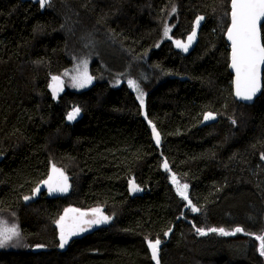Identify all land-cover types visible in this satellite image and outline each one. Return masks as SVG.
<instances>
[{"label": "trees", "instance_id": "1", "mask_svg": "<svg viewBox=\"0 0 264 264\" xmlns=\"http://www.w3.org/2000/svg\"><path fill=\"white\" fill-rule=\"evenodd\" d=\"M230 12L231 0H0V216L21 243L0 264H156L157 239L159 264H264V73L253 104L234 98ZM88 57L93 84L56 102L51 78ZM53 168L69 191H35ZM66 210L108 219L61 248Z\"/></svg>", "mask_w": 264, "mask_h": 264}, {"label": "snow or ice", "instance_id": "2", "mask_svg": "<svg viewBox=\"0 0 264 264\" xmlns=\"http://www.w3.org/2000/svg\"><path fill=\"white\" fill-rule=\"evenodd\" d=\"M43 7L47 0H39ZM203 17L197 18L196 24L199 25V21ZM264 21V0H231V26L227 30L228 39L232 44L231 53V67L236 73V95L237 97L244 100H251L253 95L260 88V70L261 66H264V43L261 42V22ZM165 36L168 35V29H165ZM196 33L193 31L192 35L188 37L191 41L195 37ZM177 47H183L187 51V45L181 44L180 41H176ZM54 84L53 95L55 96L57 86L62 82L59 77H53ZM78 81L80 87L85 86L87 82H90L91 77L87 76L85 72L81 77L74 78ZM130 86L137 87L135 82L129 81ZM143 93H140L141 104L143 105L142 99ZM80 109L75 108L68 114V119L73 120L79 114ZM214 118L209 113L205 119ZM153 132L156 136L157 143H159V134L156 133L153 127ZM165 169L168 168L167 162L164 164ZM53 172L57 173V178L53 181V177H49L45 183L48 185L49 192H65L68 189L67 177L60 172L58 169L53 168ZM173 183L177 184L178 194L185 200H188L186 194L187 184L179 185L173 176ZM130 189L132 191H139L134 181L129 182ZM35 191H39L36 189ZM25 199H29L25 197ZM189 204L191 202L189 201ZM68 211L78 210H66L65 216H62L56 223L60 229V247L63 248L68 242L71 236L77 235L79 232L86 230L83 225L100 223L106 221L107 217H101L96 220H84L85 213H80L79 217H74L71 223L66 222ZM192 211L195 212L197 209L192 207ZM98 213L99 210H96ZM201 235H205L203 229H198ZM209 231L219 232L222 235H234L235 233L242 232L243 229L240 227L235 228L234 232H226L223 228H211ZM19 236L18 228L13 225L11 228L0 227V247L6 246L13 238ZM256 239L260 241L261 255H264V235L257 236ZM161 241L159 239L155 242L149 241L148 247L151 249L152 259L159 264L158 260V249Z\"/></svg>", "mask_w": 264, "mask_h": 264}, {"label": "rangeland", "instance_id": "3", "mask_svg": "<svg viewBox=\"0 0 264 264\" xmlns=\"http://www.w3.org/2000/svg\"><path fill=\"white\" fill-rule=\"evenodd\" d=\"M168 36H170V30H168V35L167 36H165L166 38L168 37ZM91 52H95V53H98L99 52V46L98 45H92V48H91ZM107 50V49H106ZM106 50H104L103 52H102V56L104 57V58H106L107 59V56H106V54H105V51ZM98 51V52H97ZM102 56L101 57H99L98 59L99 60H101L100 61V63H101V66H102V68L103 69H105V70H107V71H109V70H112L111 69V67L106 63V61L104 60V58H102ZM94 60H97V59H91V58H87V59H81L77 64H75V66L72 68V69H70L64 76H62V77H59V80L62 82L61 84H59L58 86H57V90H56V94H55V96L53 95V87H51L53 84H54V82H53V77L51 78V81H50V91H51V94H52V97H53V99L57 102L58 100H59V98H60V96L64 93V90L65 89H69V90H73V91H76V92H80V91H82V90H84V89H86V88H88V87H90L92 84H93V77L91 76V66H92V64H93V61ZM87 73V76H89V77H91V80H90V82H87L86 84H85V86H83V87H80L79 85H78V81L76 80V79H74V78H78V77H81L84 73ZM114 73V72H113ZM128 86L130 87V89L132 90V91H134L135 93H136V95H137V99H138V101L141 103V99L139 98L140 97V93H137V88H134V87H132V86H130V84H129V80H128ZM142 99H143V105H144V103H145V96L143 95L142 96ZM163 170L164 171H168V168L167 169H165V167H164V164H163ZM60 171V170H59ZM61 172V171H60ZM64 174V173H63ZM170 174V181H171V183H172V185H173V187H174V189H175V191L178 193V191H177V184H174L173 183V174H171V173H169ZM66 177H67V175L66 174H64ZM56 178H57V173H55L54 174V181L56 180ZM68 178V177H67ZM176 178V177H175ZM133 181V180H132ZM176 181H178V183H179V185H184L185 183H182L179 179H177L176 178ZM67 183H68V189H67V191H65V192H59V191H55V192H52V194H65V193H67L68 191H69V188H70V186H69V178L67 179ZM188 185V184H187ZM189 193H190V186L188 185V187H187V189H186V194H187V196L189 195ZM189 201H190V199L188 198V200H186V206H187V209H189V210H191L192 211V207H195L193 204H192V202H191V204H189ZM193 212V211H192ZM195 212H197V211H195ZM79 212H76V211H69L68 213H67V217H66V222H68V223H71V221H72V219L74 218V217H79ZM86 215L83 217V219L84 220H96V219H100L102 216H101V214H100V212H96V211H91V212H87V213H85ZM65 216V215H64ZM10 219H8V218H5V217H3V216H0V227H8V228H11L14 224H11L10 222ZM99 223H94V224H86V225H83V227L86 229V230H84V231H81V232H79V233H83V232H86V231H88V230H90L91 228H93V227H95V226H97ZM13 240H16V241H14V244L16 245V246H18V247H16V248H21V243H19V241H20V238L19 237H15V238H13ZM149 242V241H148ZM3 248H5V246L3 247ZM0 249H2V247H0ZM150 249V248H149ZM150 251H151V249H150ZM155 261V260H154Z\"/></svg>", "mask_w": 264, "mask_h": 264}, {"label": "water", "instance_id": "4", "mask_svg": "<svg viewBox=\"0 0 264 264\" xmlns=\"http://www.w3.org/2000/svg\"><path fill=\"white\" fill-rule=\"evenodd\" d=\"M262 24V27L264 25V21L261 22ZM231 26V12H230V24H229V27ZM228 27V28H229ZM262 27H261V42L263 43V40H262ZM198 30V28L195 29V32ZM228 30V29H227ZM225 40L230 48V54H229V71L231 73V75L233 76V94H234V98L243 103V104H246V105H251L253 104L261 95H262V92H263V73H264V66H261V70H260V88L259 90L253 95L252 99L251 100H244V99H241L239 97H237L236 95V86H235V80H236V73H235V70L231 67V63H232V60H231V53H232V44H231V41L228 39V35H227V31L225 33ZM211 119H215L214 118H210V119H206V120H211ZM54 172H52V174L50 175V177H53L54 178ZM49 178L46 180L48 181ZM46 186L47 184L44 182L41 187L39 188V192L41 190H46ZM35 197L37 198V193L35 194Z\"/></svg>", "mask_w": 264, "mask_h": 264}, {"label": "flooded vegetation", "instance_id": "5", "mask_svg": "<svg viewBox=\"0 0 264 264\" xmlns=\"http://www.w3.org/2000/svg\"><path fill=\"white\" fill-rule=\"evenodd\" d=\"M53 181H54V178H53ZM46 190H47V192H49L48 185L46 186ZM49 193H50V192H49ZM51 194H52V192H51Z\"/></svg>", "mask_w": 264, "mask_h": 264}]
</instances>
